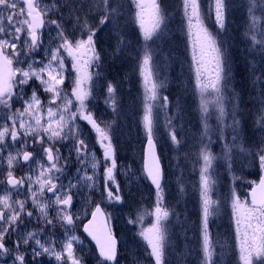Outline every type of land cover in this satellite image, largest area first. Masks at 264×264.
Here are the masks:
<instances>
[{
    "label": "snow or ice",
    "instance_id": "6c2138e0",
    "mask_svg": "<svg viewBox=\"0 0 264 264\" xmlns=\"http://www.w3.org/2000/svg\"><path fill=\"white\" fill-rule=\"evenodd\" d=\"M135 5V20L140 28V35L143 40V55L140 57L138 65L143 86V116L141 122L147 136V152L145 156L144 169L146 175L155 185L157 193L156 207L153 215L155 222L140 232V236L146 241L150 248V256L154 259V264H167L166 261V233L167 228L164 221L169 217V210L162 206L163 171L160 158L156 154V142L154 131L158 127L159 110L167 108L169 100L167 96L161 97L159 89L163 87L154 78L153 49L150 42L154 43L166 27V13L161 6L160 0H132ZM184 15L187 20L188 35L192 41V61L195 65V87L199 90L200 102L199 111L204 132L201 141L208 135L210 126L207 121L211 115L210 106L217 113L219 126L218 139L225 141L222 145L223 157L227 161V167L231 170L232 153L239 148L241 152L247 151L243 145H237L238 135L232 137L231 143L227 142L224 136L226 128H230L234 133H238L240 120L236 118L239 106V93L235 88H229L231 80V68L228 64L224 41L218 39L220 31H226V18L228 10L231 8L230 0H209L206 11L202 9L201 0H182ZM87 7V11L84 9ZM123 7L119 0H54L51 4H42L41 0H0V119L4 120L0 125V152L8 145L6 138L20 144L16 154L11 152L7 156L8 172L5 183L16 190V195L20 194L22 186L27 183L25 200H12V195L6 190L0 196V258L11 256L13 252L17 254L12 257L13 264H26V254L20 252L22 246L31 248L33 260L42 255L50 253L57 260L71 261V264H81V259L74 255L73 242L78 237L68 239L57 252L52 247H45L39 239H36L35 232L21 233L13 247L7 245L11 236L16 235L22 228L26 227L25 217L31 218L33 213L25 211L28 199H31L34 208L38 209L41 218L47 224H52L48 220V209L55 205L58 209L57 215L63 225L74 224L75 213L69 211L73 203L72 189L80 187L83 181L85 186H95V176L88 175L86 170L77 169V172L85 171L83 176L77 177V183L73 184L69 180L68 185L56 183L59 176L55 173H63L64 168L59 164L61 159L60 149L56 146L60 141L71 140L77 158L80 163L81 154L88 155V145L84 139H79L83 135L77 120L86 121L91 125L92 130L97 134V140L103 148L104 163L110 165L104 169V188L109 200L120 201L118 194L119 185L113 189L110 185L115 184L114 171L117 168L115 149L110 135V125L101 127L91 110L88 108V99L92 95L91 88L94 86L93 74L87 69L93 63L100 60L96 44L100 39L99 33L109 24L114 27L119 26L120 9ZM67 8L69 17L75 20L74 28H78L82 33L80 39H69L64 28L62 9ZM83 12L82 17L78 13ZM95 13L98 23H89V17ZM57 15L58 19H47L49 14ZM214 13V23L217 32L213 33L206 26L205 21L212 19ZM247 27L245 36L249 38L251 51L259 48L264 59V0H248L247 6ZM46 25H54L56 37L49 34L50 43L59 39L60 43L55 48H45V55L48 57L47 63L40 60V67L33 58V53L41 47L42 30ZM163 26V27H162ZM127 41L120 37L116 51H120L121 46ZM62 51L73 60V68L76 69V77L73 81L71 93L64 90L65 81L64 61ZM23 57V59H22ZM26 64L27 67H14ZM211 66V67H209ZM253 74V87H259L261 104H264V69H258L254 64L251 66ZM259 74L257 75V72ZM96 75H99L97 73ZM35 79L43 92L48 93L50 99L46 108L47 120L43 119L41 113L45 111L37 89L32 88L31 95L25 99L27 93L25 87L30 86L29 82ZM231 92V96L226 92ZM207 97H211L208 99ZM59 101V103H58ZM75 101L76 110L72 111ZM20 102L23 104L22 110L17 108L12 110L13 104ZM105 103L117 112L119 110V98L117 96V86L112 82L107 84V97ZM231 103L232 109L226 108V104ZM179 111V105L177 104ZM256 121L264 127V109ZM231 115L232 123L226 124L225 118ZM28 117L25 120L24 117ZM172 117H166L165 127L169 129V138L174 145H181L178 139L177 130L172 124ZM10 122V123H9ZM33 140V145L39 144V150L33 147V151L25 150L28 147V140ZM211 138L197 154L196 163L200 164L199 172V194H200V225H199V253L200 264H218L216 257V246L219 244L218 237H214L210 230V218L216 214L219 208V201L212 199L213 185L212 179L214 170L213 162L217 157L211 152ZM39 153L43 154L41 159H37ZM258 156L259 167L264 170V148ZM46 158V160L44 159ZM23 161L29 168V173L17 178L14 176V166ZM32 164L37 168L33 169ZM100 161L93 157L91 168L93 172L99 166ZM38 172L33 177L32 173ZM91 182V183H89ZM33 185L36 187L33 188ZM183 191V189H181ZM51 193L52 197L41 199L44 193ZM250 200H241L235 192L231 193L232 216L235 224L237 246L239 250V260L241 264H253V258H264V176H261L258 183L252 182ZM92 219L84 225V231L96 241L99 247V256L103 258L99 264L106 261L115 262L117 258L116 239L111 233V229L104 223L97 224L98 217H103L104 213L99 205L91 213ZM142 219V217H141ZM134 223L135 221H129ZM30 240L35 241L37 247L29 244ZM221 247H223L221 245ZM66 253V256L64 255ZM6 264V261H5Z\"/></svg>",
    "mask_w": 264,
    "mask_h": 264
},
{
    "label": "rangeland",
    "instance_id": "374dc122",
    "mask_svg": "<svg viewBox=\"0 0 264 264\" xmlns=\"http://www.w3.org/2000/svg\"><path fill=\"white\" fill-rule=\"evenodd\" d=\"M54 0H41L42 4H51ZM66 2V0H61V3ZM209 0H201L202 9L206 11ZM119 3L123 5L120 9V20L119 26L114 27L112 24H109L102 32L99 33L100 39L97 41L96 49L100 55V60L98 62V66L96 63H93L88 67V71L93 74V82L94 86L91 88L92 95L89 97L87 103L88 108L93 113L94 117L98 122L101 123V127H105L106 125H110V135H112V144L115 149V141L117 140L116 129H119V125L122 128H127V132L130 136H128V157L125 160L116 161L117 168L114 171L115 176V184H111L110 186L115 189L116 185H119L118 194L121 197L120 201L109 200L107 198V193L104 188L105 176L104 169L106 166L110 165V161L108 164L104 163L103 157V148L99 144L97 140V134L94 130H92L91 125L86 121L77 120V124H79L80 129L83 133L79 137V139H84L86 144L88 145V155L85 156L81 154L80 159L84 160V163H80L77 158V153L73 148L71 140H63L60 141L56 146L60 149L59 155L65 159H61L59 164L63 166V173H55L56 176H59V179L56 180V183H63L64 185H68L69 180L73 184L77 183V177L83 176L86 170L88 175L95 176V186L88 187L84 185V182L81 181L80 187L73 188L71 191L73 193V203L70 207L69 211L75 213L74 216V224L75 220L78 224L84 219L88 213L92 210L95 204L99 203L103 206L107 213L109 214L112 220V226L115 231L119 233L121 237V256L117 264H154V259L150 256V248L147 246L146 241L140 236V232L146 228H149L155 222V216L153 215L156 207L157 201V193L156 191H152L149 189V186L142 175L141 172V163H142V145L143 140L147 138L146 132L144 130L143 124L141 122V117L143 116V86H142V78L140 76L139 71V63L140 57L143 55V40L140 35V28L138 23L135 20V5L132 3V0H119ZM231 8L228 10L227 18H226V31H220L219 37L222 35L224 40L223 49L226 54V58L231 60V63L228 61V64L231 68V80L229 81V88H235V69H234V57L231 52L233 44L235 49L239 50L238 52H244L243 54L246 56L245 58L252 62L258 69H264V59H262V54L260 53L259 48L255 51H251V44L248 37L245 36V31L247 27V6L248 0H230ZM165 4V13L166 20L163 32L160 34L159 38L155 40L154 43L150 42L151 49H153V61L155 64L154 72L156 73L155 79L158 84H162L163 87L159 89V95L161 97L167 96L169 103L167 108H161L159 110V119H158V127L154 131V138L161 146L162 154L165 157H168L170 154L169 147H172L177 152V157L183 159V152H188V156L191 154L195 159L200 149L204 147L205 144L208 143V138L211 133H213V128H219L217 122V113L210 106L211 115L207 121L210 126V130L208 135L203 141L200 140V133L203 131V123L201 120V112L199 111V102H200V94L199 90L195 87V65L192 61V41L188 35L187 29V20L184 15L182 0H164ZM164 9V7H162ZM63 12V20H64V28L66 30V34L69 39L75 40L80 39L83 33L78 29L74 28L75 20L69 17L68 9L64 8L61 10ZM84 11H87V7H85ZM82 17L81 23L83 22L84 13H78ZM57 15L49 14L47 19H58ZM89 23H98V17L95 16V13L89 17ZM206 26L213 33L217 32L216 25L214 23V13L213 18L205 21ZM163 27V26H162ZM105 30H108L107 34H105ZM49 34L51 37H56V29L54 25H46L42 34V43L41 47L36 51H40V54L33 53V58L37 62L35 64L36 67H40V60H44L47 63L48 57L45 55V48H55L57 44L60 43L59 39L51 42L49 41ZM112 36V41L110 47L106 41L105 37ZM169 36L174 38V50L172 49V45L169 44ZM120 37H123L127 43L121 47L122 50L116 51L118 47V41ZM176 39V42H175ZM111 51V54H110ZM123 54L122 57L118 58V53ZM170 53L173 54V58H171ZM62 55L65 57V67L63 71V75L65 76V81L63 88L66 92L71 93L73 87V81L76 77V69L73 68V60L71 57H68L66 52L62 51ZM114 56V57H113ZM129 56H133L129 57ZM169 56V57H168ZM115 62V59H122L123 62L128 64V70L125 75L117 79L116 77L117 71L114 69H108V59ZM23 59V57H22ZM20 67H27L26 64L21 65ZM211 67V66H209ZM99 73V75H96ZM259 71L257 72V75ZM107 75L109 76L107 78ZM119 81V87L117 89V96L119 98V110L117 112H113V110L105 103V99L107 97V84L112 82L114 85H117V81ZM134 81V84H133ZM30 86L25 87V92L28 96L31 95L32 88L37 89V94L40 96L42 104L45 106V111L41 113L43 119L47 120L46 108L48 107V101L50 96L48 93L43 92L42 88L39 85V81L33 79L29 82ZM172 84V86H170ZM174 85V89H173ZM172 88L174 90V97L172 103L170 99L172 96L170 95L171 90L168 88ZM259 87H252V91H250L246 96L251 101L252 105L254 103L253 110H246L247 114H251L252 120L254 122V135L256 137V141L252 143L251 134L240 135L237 139V145H243L244 149L247 151L241 152L239 148L234 149L232 156H235L236 162V171L242 167L252 168L255 170V173L252 176H247V179L243 181L241 184L240 198L241 200L248 199L249 196L248 191L244 189H250L252 187V182H258L260 177V173L263 172L259 167L258 156H254V153H259L261 148H264V127L258 124L256 121L259 119L261 114L258 109H264V104H261V95L259 91ZM166 92L168 94H166ZM228 96H231V92L225 93ZM211 99V97H207ZM59 103V101H58ZM75 104V101L74 103ZM174 104V105H173ZM177 104L179 105V111L177 110ZM20 108L22 110L23 104L20 102L14 103L12 110ZM226 108L229 112L232 109V106L227 103ZM251 108V107H250ZM76 107H72V111H75ZM185 111H187L185 113ZM174 112L178 114V123H175ZM239 112V111H238ZM245 113V114H246ZM3 115V113H0ZM238 115V114H237ZM166 117H172V124L176 128V130H180L179 122L187 121V128L185 127L181 132L184 134L183 141L181 145H174L169 138V129L165 127ZM237 118V116H236ZM25 120L29 118L24 117ZM232 121L231 115L225 118V123ZM4 120L0 119V125H3ZM10 123V122H9ZM179 133V132H178ZM228 133V131H227ZM235 134L232 130L229 132V139L232 140V137ZM211 138V137H210ZM170 141V145L169 142ZM213 140V139H212ZM7 147L0 152V196H3L7 191H9L12 195V200L15 201L25 200L26 192H27V183L22 186L19 195H16V190H13L10 185L5 183L6 176L8 172L7 165V156L8 153L11 152L13 155L16 154L17 149L21 147L20 144L13 143L11 138H6ZM32 145L30 146L29 144ZM33 147L39 150L40 145H33V140L30 138L28 140V147L25 150L33 151ZM185 149L182 152V148ZM29 148V149H28ZM181 151V152H180ZM182 153V154H181ZM217 159L213 162L214 170L212 173V179L215 181L213 185V192L215 200L219 201V208L216 211V214L211 217V220L215 223L213 230L219 232L220 236L219 244L222 245L225 250L224 254L226 256L223 258V264H241L239 260V250L237 246L236 233H235V224L232 216V208H231V193L232 189L230 186V182L235 180L237 173L230 172L228 170L220 169L218 170L215 167L217 162H220L224 165L226 161L224 157L219 158L215 155ZM43 157L42 153H39L37 159H41ZM93 157L96 160L100 161L99 166L93 172L91 168V163L93 161ZM192 158V160H193ZM46 160V158H44ZM180 160V162H181ZM232 160L234 161L233 157ZM244 160V162H242ZM166 166L168 168L167 178H169V182L165 183L163 186V203H166V199L174 195L175 192L182 194L184 179H172V172L174 170V166L171 167L172 159L165 158ZM251 161V162H250ZM177 162V161H175ZM196 163V162H195ZM31 167L33 169L37 168L36 164H32ZM195 167H199V163H196ZM83 169L81 172H77V169ZM178 170V166H176ZM218 171V174L216 173ZM241 171V169L239 170ZM238 171V173H239ZM29 173V168L25 164H22L21 161L17 165L14 166V176L17 178L25 176ZM38 174V172L32 173L33 177ZM225 174L227 176V181L221 179V175ZM179 175L174 173V179L178 178ZM91 183V182H89ZM174 185V187H173ZM36 186L33 185V188ZM173 187V188H172ZM243 189V190H242ZM151 195V197L149 196ZM200 195V194H199ZM52 197L51 193H44V196L41 199H47ZM54 199V197H52ZM144 201H152L148 202L147 205L144 204ZM198 204V212L199 216L201 215L200 210V197L197 199ZM195 207V204L193 202ZM166 208V207H165ZM25 211H31L33 213L31 218L25 217L27 221L26 226H33V228L20 229L17 234L18 237L21 233L27 232H42L45 228V220L41 218L38 209L34 208L31 202V199H28V202L25 205ZM58 209L55 205L48 209V217L53 222H62L57 215ZM83 216V217H82ZM142 217V219H141ZM220 218L221 219L220 221ZM129 221H135L134 223H130ZM170 219L168 217L163 223L167 228L166 236V245H168L167 255L170 258V252L173 253V241L170 242L171 236L169 229ZM73 224V225H74ZM71 225V226H73ZM67 226V227H71ZM51 235L47 236L46 240L41 241L45 247H52L55 251H61L63 244L71 238L69 234L63 237V234H58L56 229L51 230ZM224 234V235H223ZM223 235V236H222ZM29 244L32 247H37L38 251L41 249L35 245L34 240H30ZM30 253V258L26 257V264H35L36 261L33 260L31 255V248L28 246H23ZM89 245L86 243H77L75 245L74 255L81 259V264H91L90 263V253ZM167 247V246H166ZM199 247V245H198ZM80 249L85 251V258L78 256ZM216 251V250H215ZM175 254L180 256V252L178 251V247L175 249ZM66 256V253L64 254ZM42 258L49 261L59 262L55 258L54 255L50 253H42L40 255ZM95 257V255H93ZM222 256V255H221ZM3 257L0 258V261L7 260L8 263H13L12 257ZM175 257H177L175 255ZM177 257V258H178ZM175 258V259H177ZM169 259L168 261H170ZM180 261V258H178ZM222 260V259H220ZM63 264H71V261L63 260ZM96 264H99L96 262ZM107 264V263H104ZM253 264H264V258H253Z\"/></svg>",
    "mask_w": 264,
    "mask_h": 264
},
{
    "label": "trees",
    "instance_id": "16d2710c",
    "mask_svg": "<svg viewBox=\"0 0 264 264\" xmlns=\"http://www.w3.org/2000/svg\"><path fill=\"white\" fill-rule=\"evenodd\" d=\"M160 2L162 3V7H165L164 4V0H160ZM166 3V0H165ZM108 30H105V34H107ZM110 36V35H109ZM105 41L106 43L109 45L107 47H110L111 41H112V36L110 37H105ZM169 44L172 45V49L174 50L173 44H174V38L172 39L171 36H169ZM176 42V39H175ZM124 46V45H123ZM123 46H121L123 48ZM111 48V47H110ZM111 54V51H110ZM246 55V54H245ZM123 54H121L120 52L117 54V57L120 58L122 57ZM171 58H173V54L170 53ZM168 56V57H169ZM247 56V55H246ZM246 56H242V54L239 53H235L234 54V58L236 59L235 61V76H236V80H235V90L236 92L239 93V106H238V110H237V119L240 120V126L238 129V133L239 134H235L238 135V137L242 134H244V140H245V135H247L248 133L251 134L252 136V143H254L256 141V137L254 135V122L252 120L251 114H247L246 110H253L254 109V103L252 105L251 101L249 100V98L246 96L250 91H252V87H253V74L251 71V66L253 65L252 62L248 61L245 57ZM114 57V56H113ZM132 57L133 56H129ZM109 65H108V69L110 70L111 68L116 70V77L119 76L117 79L122 78L125 73L128 70V64H126L125 62H123L122 59L118 60L115 59L112 61L111 58L108 59ZM127 69V70H126ZM109 76L107 75V78ZM117 84V89L119 87V81L116 80ZM134 84V81H133ZM170 86H172V84H170ZM254 88V87H253ZM171 90V96L172 98L170 99V102L172 103L173 101V97H174V85H173V89L172 88H168ZM253 92V91H252ZM166 94H168L166 92ZM231 106L232 104L229 103ZM174 105V104H173ZM251 107V108H250ZM239 111V112H238ZM187 111H185L186 113ZM246 113V114H245ZM175 114V112H174ZM229 117V116H228ZM187 121H189V118L185 121V122H179V128L180 130L177 129L178 136L182 137L183 133L181 132V130H183L185 127L187 128ZM178 122V121H177ZM176 123V122H175ZM232 121L226 123V124H231ZM214 131H217V133H215L214 138L212 141V144L210 146V150L214 155H217L219 158L223 157V152H222V145L225 141H222L220 139H218L220 133L218 132L219 129H217L216 127L213 128ZM226 131L230 132L231 129L227 128ZM117 133V140L119 141V143L121 145H125V151H127V155H128V149H129V145L128 143V132L126 129H124L122 131V129H117L116 131ZM229 133H225L224 131V136L227 139L228 143H231V139H229L228 137ZM131 136V135H130ZM129 136V138H130ZM248 136V135H247ZM181 140V139H180ZM237 143V141H236ZM170 145V142H169ZM169 151H170V155L168 157H165V155L161 156L162 157V165H163V176H164V185L165 183L169 182V178H167V173H168V168L166 166V161L165 158H170L172 159L171 162V167L174 166V170L172 172V179L177 180V179H184L185 180V190L183 189V193L179 194L178 191L174 193V196L172 198V201L169 200V197L166 199V203H164V207H166L167 209H169L170 205H174L175 203L182 205H187L188 203H191V208L189 209V211L187 210V208L185 207V210H183L184 215H181L182 212L179 211V214L182 216L181 221L178 223L177 228H175V226H171V239L170 242L173 241V253L170 252L168 253L170 258L168 257V255H166V260L169 259H173V262L171 261L170 264H177L176 263V259L178 257L177 254H175V249L176 247H179V250L181 251V249L185 250V254L184 252L180 254V256L178 258H180V264H190V258H192V263L193 264H200V253L197 251L198 247V239H199V231H198V227H199V216H198V204H197V199L200 197L199 195V170L195 171L194 173L189 174V172H186L188 169V165H187V161L189 160V157L186 153L183 154V159L181 160V158H179V156L177 157V152L176 150H174L172 147H169ZM235 151V150H234ZM127 155L125 156V158L127 157ZM234 161L232 160V166H231V170H229V168L227 167V161L224 162V165L220 162H217L215 164V167L220 170H228L230 172H235L239 175H237L235 180H232L230 182V186L232 191L235 190L236 193H239L241 191V184L243 183V181H245L247 179V176H252L255 173V170H253L252 168H246L245 166L240 168L239 166V170L241 169V171H236V162H235V156H232ZM181 160V162H180ZM177 161V162H175ZM242 162H244V160H242ZM251 162V161H250ZM176 166H178V170L176 169ZM198 169L200 168V164L199 167H197ZM174 173L179 175L178 178L174 179ZM216 173L218 174V171H216ZM187 175L190 176L189 178H187ZM221 179L226 180L227 181V176L225 174L221 175ZM174 187V185H173ZM172 187V188H173ZM243 190V189H242ZM245 191L248 190L244 189ZM185 192V194H184ZM148 202H152V201H144L143 203L147 205ZM193 202L195 204V207L193 205ZM180 216V217H181ZM175 217V216H174ZM223 218H220V221ZM211 221V232L213 234L214 237H219L220 234L218 231L213 230L212 226L215 224L212 220ZM224 235V234H223ZM222 235V236H223ZM175 255L177 257H175ZM224 256H226V253L224 254Z\"/></svg>",
    "mask_w": 264,
    "mask_h": 264
},
{
    "label": "flooded vegetation",
    "instance_id": "af4514ba",
    "mask_svg": "<svg viewBox=\"0 0 264 264\" xmlns=\"http://www.w3.org/2000/svg\"><path fill=\"white\" fill-rule=\"evenodd\" d=\"M21 65V64H20ZM20 65H16L15 63H14V67H20ZM51 209V208H50ZM83 217V216H82ZM48 218V220H50L49 219V217H47ZM25 224H27V221L25 220ZM52 224H53V222H52ZM52 224H45V226H44V230L40 233V232H36V239H39V240H41V241H43V240H46V238H47V236H49V235H51L52 233H51V230H52ZM55 224H56V222H55ZM33 228V226H26V227H22V229H27V228ZM56 230H57V232H58V234H63V235H67V234H73L74 233V235H77L78 233H77V231L74 229V227H70V228H68V230L66 231V228H65V226H63V227H61V226H56V228H55ZM78 237V236H77ZM18 239V234H16V235H13V236H11V238H10V240H9V243H8V247L9 248H11V247H13V244H12V242L13 241H16ZM77 241H78V239H77ZM28 250L29 249H26L25 247H21L20 248V252H25V253H27L28 252ZM17 253L16 252H13L12 254H11V256L10 257H13V256H15ZM6 257H8V256H6ZM9 257V258H10ZM42 257L41 256H38V257H36L35 258V260H37V259H41ZM6 261V264H9L8 263V261L7 260H5ZM5 261H0V264H5ZM10 264H13V263H10ZM61 264H63V261L61 260Z\"/></svg>",
    "mask_w": 264,
    "mask_h": 264
},
{
    "label": "water",
    "instance_id": "95a60500",
    "mask_svg": "<svg viewBox=\"0 0 264 264\" xmlns=\"http://www.w3.org/2000/svg\"><path fill=\"white\" fill-rule=\"evenodd\" d=\"M146 152H147V140L144 142V147H143V163H142V165H143V172H144V174H145L147 180L149 181L150 185H151L152 187H155V185L152 184L150 178L147 177V175H146V171H145V169H144ZM22 162H23V161H22ZM23 163H24V162H23ZM261 176H264V173H263ZM261 176H260V178H261ZM260 178H259V180H260ZM259 180H258V182H259ZM95 208H96V207H95ZM95 208H94V210H95ZM94 210H93V211H94ZM91 219H92V215H91V217H90L89 220H91ZM89 220L87 221V223L89 222ZM87 223H86V224H87ZM104 223H105L104 217H98V219H97V224L102 226ZM84 232H85V231H84ZM85 235H86V236L92 241L93 245H94L95 248H96L97 254H98V256H99V247H98V245L96 244V241L93 240L92 237H91L90 235H88V233L85 232ZM99 257H100V256H99ZM100 258L103 259L102 257H100ZM109 262H110V261H109Z\"/></svg>",
    "mask_w": 264,
    "mask_h": 264
}]
</instances>
